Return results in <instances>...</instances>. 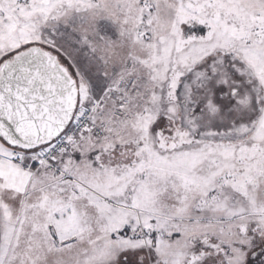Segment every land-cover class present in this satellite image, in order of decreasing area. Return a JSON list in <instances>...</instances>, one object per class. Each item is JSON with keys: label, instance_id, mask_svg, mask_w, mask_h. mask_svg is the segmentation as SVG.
Masks as SVG:
<instances>
[{"label": "snow or ice", "instance_id": "obj_1", "mask_svg": "<svg viewBox=\"0 0 264 264\" xmlns=\"http://www.w3.org/2000/svg\"><path fill=\"white\" fill-rule=\"evenodd\" d=\"M0 264H264V0H0Z\"/></svg>", "mask_w": 264, "mask_h": 264}]
</instances>
